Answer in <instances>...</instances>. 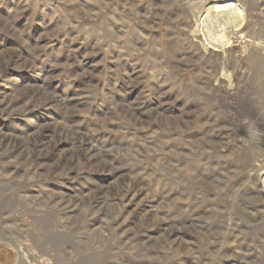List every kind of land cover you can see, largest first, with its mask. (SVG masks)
<instances>
[{
	"label": "rangeland",
	"instance_id": "obj_1",
	"mask_svg": "<svg viewBox=\"0 0 264 264\" xmlns=\"http://www.w3.org/2000/svg\"><path fill=\"white\" fill-rule=\"evenodd\" d=\"M0 264H264V0H0Z\"/></svg>",
	"mask_w": 264,
	"mask_h": 264
},
{
	"label": "bare ground",
	"instance_id": "obj_2",
	"mask_svg": "<svg viewBox=\"0 0 264 264\" xmlns=\"http://www.w3.org/2000/svg\"><path fill=\"white\" fill-rule=\"evenodd\" d=\"M259 93H260V92H259ZM262 93H263V92H262ZM262 93H261V94H262Z\"/></svg>",
	"mask_w": 264,
	"mask_h": 264
}]
</instances>
